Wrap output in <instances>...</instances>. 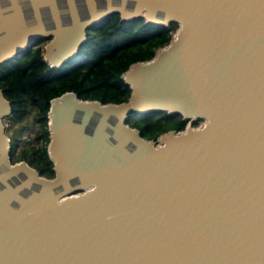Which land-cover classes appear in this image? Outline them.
<instances>
[{"label":"water","instance_id":"1","mask_svg":"<svg viewBox=\"0 0 264 264\" xmlns=\"http://www.w3.org/2000/svg\"><path fill=\"white\" fill-rule=\"evenodd\" d=\"M111 13L168 26L120 102L50 100L54 175L12 162L0 88V264H264V0H0V62L60 66ZM179 113L146 138L126 119Z\"/></svg>","mask_w":264,"mask_h":264},{"label":"trees","instance_id":"2","mask_svg":"<svg viewBox=\"0 0 264 264\" xmlns=\"http://www.w3.org/2000/svg\"><path fill=\"white\" fill-rule=\"evenodd\" d=\"M176 28L175 22L162 26L143 17L127 20L111 13L87 30V40L77 54L60 66L44 58L40 44L1 62L0 88L11 104L7 119L11 122L8 128L14 144L12 160L25 159L41 174L52 177L53 162L47 151L50 100L65 91L102 102L126 100L130 88L122 73L131 63L151 58L169 42ZM126 122L139 128L142 136L156 138L167 130L183 129L187 120L179 113L154 110L132 113ZM28 127L34 132L33 138L15 150L22 131Z\"/></svg>","mask_w":264,"mask_h":264},{"label":"flooded vegetation","instance_id":"3","mask_svg":"<svg viewBox=\"0 0 264 264\" xmlns=\"http://www.w3.org/2000/svg\"><path fill=\"white\" fill-rule=\"evenodd\" d=\"M49 39H50V37H42V38H39L38 40H36L32 45H30V46H25V47H23L24 49L21 51V54L23 53V51L26 49V48H31V47H33L34 45H36V44H40L41 45V47L43 48V53H44V51H45V45H46V43L49 41ZM45 42V43H44ZM44 44V45H43ZM44 46V47H43ZM20 54V55H21ZM19 55V56H20ZM15 56H17V55H15ZM15 56H13V57H15ZM13 57H11V58H13ZM45 58V57H44ZM7 60V59H6ZM5 61V60H4ZM1 63V62H0ZM2 89V88H1ZM3 90V89H2ZM11 113V112H10ZM10 113L8 114V115H6L4 118H3V123H4V132H5V134L7 135V137H8V139H9V144H10V150H9V156H10V160L12 161V162H15V161H18V160H12V157H11V151H12V148H13V143H12V137H11V130L8 128V126L11 124V122L7 119L8 118V116L10 115ZM6 121H8V124L6 125ZM18 144L19 143H17L16 144V148H15V150H17L18 149ZM20 160H25V159H20ZM27 161V160H26ZM28 162V161H27ZM29 163V162H28ZM30 164V163H29ZM33 166V165H32Z\"/></svg>","mask_w":264,"mask_h":264},{"label":"rangeland","instance_id":"4","mask_svg":"<svg viewBox=\"0 0 264 264\" xmlns=\"http://www.w3.org/2000/svg\"><path fill=\"white\" fill-rule=\"evenodd\" d=\"M45 43V42H44ZM44 45V44H43ZM44 47V46H43ZM8 124V121H6V125ZM34 132L31 127L26 128L24 131L21 133V140L19 141L18 146H22L26 144L27 140L30 138H33ZM30 143V142H28ZM31 143H34V141H31ZM36 144V143H35Z\"/></svg>","mask_w":264,"mask_h":264}]
</instances>
